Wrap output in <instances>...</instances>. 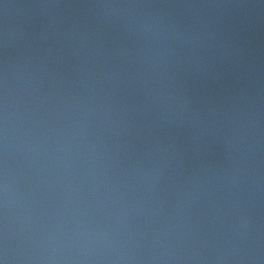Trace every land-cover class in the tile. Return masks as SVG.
I'll list each match as a JSON object with an SVG mask.
<instances>
[{
	"label": "clouds",
	"instance_id": "9594fccd",
	"mask_svg": "<svg viewBox=\"0 0 264 264\" xmlns=\"http://www.w3.org/2000/svg\"><path fill=\"white\" fill-rule=\"evenodd\" d=\"M36 7L98 11L0 38V264H264V59L199 11L264 0Z\"/></svg>",
	"mask_w": 264,
	"mask_h": 264
},
{
	"label": "water",
	"instance_id": "95a60500",
	"mask_svg": "<svg viewBox=\"0 0 264 264\" xmlns=\"http://www.w3.org/2000/svg\"><path fill=\"white\" fill-rule=\"evenodd\" d=\"M54 2L61 4H86L103 2H127V0H0V38L3 36L5 27L8 28L10 36L14 42L13 54L21 59L25 53L26 37L38 32L41 25L49 18L55 17L65 22H70L85 16L90 19L97 12L96 9L85 8H57L41 9L36 7L41 3ZM156 3H226V4H254L259 0H147ZM9 5L5 8L4 5ZM183 12L184 10H173ZM200 12L213 17L219 16L225 24L235 23L241 20L251 21L253 24L252 37L260 51L261 58L264 59V9H200ZM2 54V49H0ZM219 158L220 153H216Z\"/></svg>",
	"mask_w": 264,
	"mask_h": 264
}]
</instances>
